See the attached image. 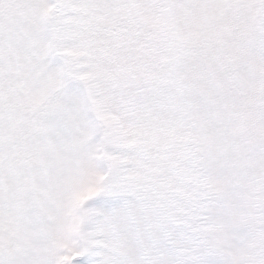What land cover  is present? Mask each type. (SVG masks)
<instances>
[{"label": "snow or ice", "instance_id": "1", "mask_svg": "<svg viewBox=\"0 0 264 264\" xmlns=\"http://www.w3.org/2000/svg\"><path fill=\"white\" fill-rule=\"evenodd\" d=\"M0 264H264V0H0Z\"/></svg>", "mask_w": 264, "mask_h": 264}]
</instances>
